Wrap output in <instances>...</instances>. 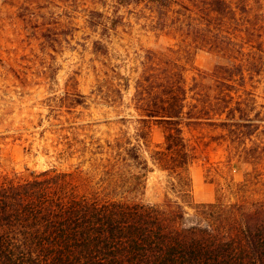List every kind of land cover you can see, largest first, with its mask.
<instances>
[{
	"label": "trees",
	"instance_id": "obj_1",
	"mask_svg": "<svg viewBox=\"0 0 264 264\" xmlns=\"http://www.w3.org/2000/svg\"><path fill=\"white\" fill-rule=\"evenodd\" d=\"M171 1L161 4L166 14L176 12ZM213 2L230 7L232 0L185 7L204 25ZM201 41L226 56L210 74L197 72L189 85L185 65L164 54L160 70L136 81L137 142L99 144L86 170L79 162L70 171L0 174V264H264V140H253L258 124L240 90L247 77L255 81L254 68L264 78V48L245 50L243 37ZM152 124L162 127V143L151 141ZM204 125L216 133L196 135L198 142L224 145L223 159L207 168L217 179L212 202L192 197L198 142L185 134ZM237 163L251 166L241 180L230 173ZM155 168L166 176L164 198L146 203Z\"/></svg>",
	"mask_w": 264,
	"mask_h": 264
},
{
	"label": "rangeland",
	"instance_id": "obj_2",
	"mask_svg": "<svg viewBox=\"0 0 264 264\" xmlns=\"http://www.w3.org/2000/svg\"><path fill=\"white\" fill-rule=\"evenodd\" d=\"M184 1L172 0L176 12L166 14L161 4L169 0H0V174L70 171L79 162L86 170L99 144L137 142L136 81L149 68L160 70L164 54L185 65L191 85L197 72L210 74L227 61L202 38L222 44L226 36L243 37L245 50L264 48V0L213 2L217 10L202 14L204 25ZM255 69V81L247 77L240 90L258 124L253 140H264V78ZM215 133L210 125L185 129L194 143L196 135L209 140ZM149 136L162 143L164 131L152 124ZM196 145L192 197L212 202L217 179L207 168L223 159L224 145ZM250 167L237 163L230 173L241 180ZM165 178L158 168L148 173L144 202L163 201Z\"/></svg>",
	"mask_w": 264,
	"mask_h": 264
},
{
	"label": "crops",
	"instance_id": "obj_3",
	"mask_svg": "<svg viewBox=\"0 0 264 264\" xmlns=\"http://www.w3.org/2000/svg\"><path fill=\"white\" fill-rule=\"evenodd\" d=\"M210 200V199H209Z\"/></svg>",
	"mask_w": 264,
	"mask_h": 264
}]
</instances>
